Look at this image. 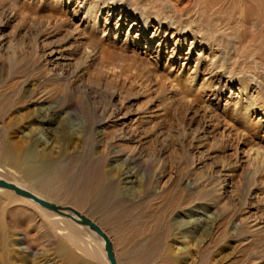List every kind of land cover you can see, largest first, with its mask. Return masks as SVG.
<instances>
[{
    "label": "rangeland",
    "instance_id": "rangeland-1",
    "mask_svg": "<svg viewBox=\"0 0 264 264\" xmlns=\"http://www.w3.org/2000/svg\"><path fill=\"white\" fill-rule=\"evenodd\" d=\"M97 1L102 4L116 2V5L137 14L145 4L150 14L162 19L161 10L169 11L170 3L175 0ZM194 3L198 4L200 14L193 17L195 24L215 25L214 14L209 12L207 15L208 10L201 1L195 0ZM80 5L87 7L90 2L0 0V59L5 61V66L0 65V159L3 158V174L23 187L50 184L51 192L58 194L59 204L87 213L109 233L114 253L119 255L121 263H124L120 256L123 243L119 239L117 215L128 216L125 209L130 206L133 207H129L132 210L130 216L139 217L134 231L155 233L160 238L156 253L167 243L171 252L181 258L180 264H264V116L257 112L250 113L251 117H233L230 111L233 103L242 98L238 94L237 82L243 76L246 78L244 74L241 78L236 75L237 78L229 82L218 69V63L224 61L228 69L234 68L232 72L238 71L233 33H226V37V34L217 36L213 31L218 43H214V50L209 53L207 49L203 50L201 38L197 45L194 43L191 33L181 38L166 28L157 32L158 26L155 25L148 34L140 35V24L134 19H123L114 10L103 9L97 18L98 36H104V47L114 52L106 63L99 54L91 58L87 56L90 47L86 44L88 23L82 22L85 13ZM152 6L157 12L151 9ZM174 17L179 21L177 14ZM134 23L136 26H132ZM200 33H204V37L210 35L209 31ZM153 34L156 38L148 42ZM253 43L255 48L251 53L264 59V31L259 33V38L257 34ZM226 46L227 52L224 50ZM217 47H220V53ZM50 51L56 52V56L64 55V65L49 67L51 71L38 82L28 79L26 82L25 77H32L35 71L41 70ZM14 52L15 57L8 60V55ZM211 69L215 71L209 73ZM180 73L182 77L197 74L192 89L203 85L209 88L204 89L199 98H195L189 89L187 94L184 93L186 89L174 80V76ZM258 81L255 78L250 81V94L255 92L254 96L264 93V89L259 91ZM41 88L53 97L66 93L85 101L90 109L113 112V124H119L117 129L122 128L123 136L129 138L125 146L139 145L137 150L141 160L147 161L150 168L152 165L161 166L159 178L153 171L138 176L143 186L140 187L137 181L135 188L144 190L140 200L135 204L124 203V211L105 213L95 210L89 197L85 201L78 197L85 195L76 191L69 177L73 168L79 169L82 157L100 156L103 167L111 171L109 162L114 156H109L106 149L96 145L92 134L83 143L80 142L81 133L71 136L82 126L80 118L57 115L62 128L69 120L68 128H72L69 133L61 128L58 130L57 125L48 128V124H41L39 120L44 109L53 101L46 99L35 103L31 97ZM25 91L29 93L26 104H16L22 100ZM84 122L85 128L90 129L91 120ZM15 123L17 127L13 126ZM253 125L254 132L249 130ZM40 129H47L39 136L47 141L45 149L51 161L28 150L29 138L24 135L30 130L38 133ZM9 142L16 150L13 159L4 157L10 150ZM256 149L260 155L256 154ZM59 157L65 159L60 162L62 166H51ZM112 165L115 173L118 168L116 163ZM162 198H165L164 202ZM13 205L11 209H17L25 217L15 224L12 221L14 216L8 213L4 227L0 222V264H64L52 255L51 245L55 240L47 237L48 228L33 231L42 218L47 222L48 216H42L32 204ZM204 211L207 216L202 214ZM27 213L29 218H26ZM195 223L209 231L208 235L195 234V242L190 236L180 238V235H173L170 228L173 224L172 227L177 226L178 230L188 233ZM18 234L23 236L26 253L17 250ZM187 243V250L180 251ZM99 263L104 264L103 261Z\"/></svg>",
    "mask_w": 264,
    "mask_h": 264
},
{
    "label": "bare ground",
    "instance_id": "bare-ground-1",
    "mask_svg": "<svg viewBox=\"0 0 264 264\" xmlns=\"http://www.w3.org/2000/svg\"><path fill=\"white\" fill-rule=\"evenodd\" d=\"M193 1L195 0H175L174 2L172 1L170 3L171 5L169 11L167 9V11L165 12L163 11L162 8H160V10L162 9L161 16L163 18L157 19L156 16H153L152 14L149 13L148 10H146L147 5L145 4L141 5L143 7V10L141 11L140 14H137L133 10L122 7L121 5H116L117 4L116 2L102 4L99 3L97 0H89L90 5H88L87 7L85 6L83 7V5H80L79 7L85 13L84 14L85 16L82 15V22L88 23L87 25L88 36L86 39L87 41L86 44L90 45V47L87 51V56L91 58L99 54L101 58L104 59L103 61L107 63V61L112 59L114 55L113 51H110L108 50V48L104 47L103 44L104 36L103 37L98 36V32H97V26H98L97 18L101 13V11H103V9L104 10L109 9L110 11L114 10V12H116L120 17L122 16L123 19L124 18L132 19V20L134 19L135 23L140 24L138 30L140 32V35L148 34V31H150L151 28L154 27L155 25L158 26V28L156 29L157 32L158 31L160 32L161 30L164 31L166 28L167 31H169L170 33L175 32V34L177 36H180L181 38H184L186 35L191 33L192 38L195 39L196 41L194 43L197 45L198 39L201 38V46L205 47L203 48V50L207 49L209 53H211L212 50H214V47L216 45L214 43H218L217 37L214 36L215 33L217 34V36L225 35L228 32L233 33V37H235V40L233 38L230 39L227 38V39L229 40L233 39L235 44L237 45L236 51L234 52L235 53L237 52L236 53L237 57L235 58L238 61L236 65V67H239L237 68L238 71L237 72L235 71L236 74L232 72L234 71V68L229 67L228 69V65H226L224 61L218 63V69L221 73L220 75L223 77L226 76L227 79H229V82L234 81L235 78H237V76L239 75H240L239 78H241L243 74L246 75V78H244L243 76L242 80L240 81L238 80L237 82L239 85L238 94L242 95V98L240 97L236 103H233L230 111L233 117H239L240 115H243L244 117L245 115L246 117H251L250 113H257V112L260 113L262 116H264V93H256L255 96L253 95L255 92L253 94H250L252 90L250 81L252 78L253 79L255 78L257 81L260 78L263 79V81H258L260 84V87L259 86L258 87H259V91H262L264 89V59L261 58L259 55L257 56L251 53V49L253 50L254 47L253 45L255 44L253 43L254 38L257 36V34L259 38V33L260 32L263 33L264 31V0H199L201 1L202 4H204V7L207 8L208 11H206V13L210 12L212 13V15L214 14L215 17V18L213 17L215 20V25H213L214 27L213 26L208 27L207 23L204 22L195 24L194 18L195 16L197 18V16L200 14L197 7L198 4L197 6L195 3H194L195 5H193ZM151 5H153L152 2ZM120 7L122 8L121 10L119 9ZM201 8L202 7H200V9ZM151 9L157 12L156 8H154L153 6ZM174 12L179 17V21H175ZM169 13H171V15ZM208 13L207 15H210V13L209 14ZM123 14H126V17H124L125 15ZM135 23L132 26H136ZM197 25L199 26L196 28ZM210 27H213L212 31H210ZM192 28L193 29L196 28V29L193 30ZM202 30L209 31L210 35L204 37L205 36L204 33H203L204 36L202 35V33H200ZM154 38L156 37H154L153 34L152 36H150V38H148V42H152ZM219 39L223 40V38H219ZM235 44H233V46H235ZM217 48L220 53L221 52L220 47ZM259 48H261V46ZM128 49L129 48L127 49L125 48L124 50H128ZM224 50L226 52L228 51L227 46ZM254 52L256 53L255 49ZM55 56H56V52L50 51V53L47 55V59L44 65L42 66L41 70L35 71L32 74V77H25L26 82L27 79L30 80V82L31 81L38 82L41 79H43L45 74L51 71V69L48 70L49 67L55 68L60 64H62L63 66L64 65L63 63L65 61V59L63 58H65V56L61 54H58L56 58ZM14 57H15V52L9 54L7 58L8 60H11ZM234 63L232 64V66L234 65ZM0 65L5 66V61H2L0 59ZM120 69L123 70L122 68ZM127 69L130 70V67L127 66ZM213 71L215 70L211 69L208 72L213 73ZM204 73H206V71H204ZM250 76L252 77L251 79H249ZM196 77H197L196 73H194V76L188 75L183 77L181 76L180 73L174 76L175 78L174 80L177 81V84H180L184 89H186L184 93L187 94V89H189V92L192 93L195 98H197L198 96L201 95L204 89H207L209 87L203 85L198 87L197 89H192L191 86H193V82L196 79ZM41 89L42 90L37 89L36 93H34L31 97L36 101L35 102L36 104L42 103L46 99L53 100L52 103H48V106L44 109L45 112L42 114V117L39 120L41 124H48V128L57 125L58 130H60L61 128L66 133H69L72 130V128L70 127L68 128L69 120L68 119L66 120L67 126L62 128L60 126L61 124H59V122L57 121V115L63 114L67 116V118L68 117L80 118L82 119L83 122L82 126L80 127L79 130L78 129L77 131L75 130V133H72L71 136L73 134L79 136V133H81V136L83 138L80 139V142L83 143L85 140H87L88 136L92 134L95 144L106 149L107 154L109 156L112 155L114 156L113 158L114 160L112 162H109L111 171H107L106 168L103 167L100 156L82 157L79 169L76 170L75 168H73L69 177L71 182L74 183V188H76V191H78L79 194L85 195L78 197L83 201L86 200V197H89L94 202L93 208H95V210L104 211L105 213L111 211L121 212V210H123L125 207L124 203L130 202L132 204L133 203L135 204L138 200H140L142 197L141 194L144 192V190L141 191L135 188L136 182L140 181L138 176L141 173L144 175H148L150 172L153 171L156 174V178H159L162 175L160 174L162 168L159 169V167L161 166L156 167V165H152L153 168L152 167L150 168L147 161L145 162L141 160V156L137 150L139 148L137 146L139 145L133 144L132 146L131 145L125 146L129 138L123 136L124 134L121 133L122 128L117 129L119 124L117 125L113 124L115 123V120H113L114 118L113 112L101 113L98 112L97 110L90 109L85 101L76 100L74 97H71L66 93L64 95L53 97L51 93L47 91L45 88H41ZM28 92L25 91L22 100H19L16 104H22V105L26 104V102L28 101L26 97L29 94ZM41 108H43V106ZM90 120H91V126L89 127L91 128L87 129V127L85 128L84 121H90ZM13 126L17 127V124L15 123L13 124ZM252 128H254V125L249 127V130L254 132L255 130H253ZM88 130H89V134L87 133ZM33 131L30 130L28 134L24 135L29 138L28 150L33 153H40V155L44 157L47 161H51L50 160L51 156L49 153L46 152L47 150L45 149L47 141L39 136V133L45 134V132H47V129H40L38 133H35ZM71 136L69 138L73 137ZM9 144L10 146L8 148L10 150L5 152L6 155L4 157L13 159V156L14 157L16 156L15 153L16 150L14 149L13 145L10 142ZM109 148H112L113 150ZM258 150L257 149L255 150L256 154L259 153L260 155V152H258ZM262 158H264L263 155ZM2 159H0L1 180L13 183L18 187L23 188L51 203L64 206L57 202L59 201L58 194L51 192L50 184L45 183L47 188L44 187L45 185L43 186V184H42L43 187L32 186V185L23 187L16 180L7 179V177L3 174L4 165L1 163ZM63 160L65 159L63 158ZM63 160L62 157H59L57 161L56 160L52 161L53 163L50 165L61 167L62 164L60 162H63ZM114 163H116L115 166H117L118 168L115 173L112 171V166H114L112 164ZM153 179L155 180V177H153ZM140 182H139V186L142 187L143 183L141 184ZM185 185L187 187V184ZM164 199L162 198L163 202ZM16 203L32 204L33 206H35V208L40 210L42 216H48L49 220H47V222H44L42 218L41 220L42 224L40 223V225L38 227H35L33 231L39 232V231H44V229L48 228L49 234L47 235V237L55 240L51 245L52 255L58 258V260L60 261L62 260L64 264H101L99 263L101 261H103L104 264H109L103 249V241L93 231H91L85 226L73 222L70 219L62 217L56 213H53L49 210L40 207L31 200L15 194L12 190L0 188V213H1L0 222L3 225V227L5 224L6 215L8 213H10V215L12 214V217L14 216V218L11 219L15 224H17L18 220L21 217H25L22 216L20 212L16 211L17 209L15 210L11 209V206H14L13 204ZM129 207H126L125 209L127 210L125 213H128V216L125 215L126 216L125 217L122 214L120 216L117 215V219H118L117 229L119 234L121 233L119 239L121 240L124 246V247L122 246L123 252L121 251L122 253L120 254V256L124 260V263L120 262L119 255L117 253L115 255L113 249L114 258L116 262L118 264H180L182 262L181 258L178 255H175L174 253L171 252L170 247L167 243L162 245V247H160V251L156 253L157 242L159 241L160 238L157 237L155 233L150 234L149 232L147 233V231L144 230L139 231L138 229L137 232L134 231V229H136L138 225L139 217L132 215L130 216L131 213L129 214V212L132 211L130 208L133 207L130 208ZM74 209L77 210L79 213L85 215L89 219H91L93 222H95L103 230V232L109 237V239L112 240L109 233L94 218L90 217L87 213H83L82 211L76 208ZM192 212L193 214H200L199 212H195V211ZM202 214H204V216H207L205 211L202 212ZM26 215H27L26 218H29L28 213ZM172 225L170 226V228L171 231H174L173 235H180V238H187L190 236L192 237V239H194L195 238L194 236L197 233H199L200 235L209 234V231L204 229L200 223H195L193 227H191L192 230H190V232L188 233H184L185 230H181V229L178 230L179 228H177V226L172 227ZM235 225L237 224L235 223ZM18 237H20L19 234ZM18 241L19 242L17 244L18 245L17 250L19 252L26 253L27 247L23 244L24 242L23 236L20 237ZM195 241L196 240L194 239V242ZM187 247H188V243L185 244V247L180 251L182 252L186 251ZM33 255H37V253H34ZM10 256L11 255L9 253L8 257ZM39 256H43V255H39ZM46 256L49 257L50 254H46ZM49 261L50 260L48 259V262Z\"/></svg>",
    "mask_w": 264,
    "mask_h": 264
},
{
    "label": "water",
    "instance_id": "water-1",
    "mask_svg": "<svg viewBox=\"0 0 264 264\" xmlns=\"http://www.w3.org/2000/svg\"><path fill=\"white\" fill-rule=\"evenodd\" d=\"M0 188L12 190L15 194L19 196H23L35 204L39 205L40 207L49 210L53 213H56L62 217L72 220L73 222L85 226L91 231H93L100 239L103 241V249L109 264H118L114 258L112 242L109 237L103 232V230L91 219L86 217L85 215L79 213L72 207L68 206H60L54 203H51L47 200H44L35 194L18 187L17 185L1 180L0 179Z\"/></svg>",
    "mask_w": 264,
    "mask_h": 264
}]
</instances>
